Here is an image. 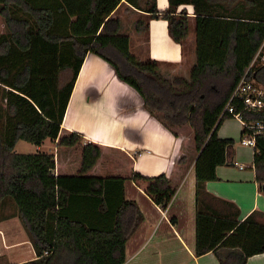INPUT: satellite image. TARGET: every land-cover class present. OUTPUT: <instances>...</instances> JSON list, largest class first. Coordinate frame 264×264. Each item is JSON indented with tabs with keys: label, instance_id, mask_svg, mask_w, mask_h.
Wrapping results in <instances>:
<instances>
[{
	"label": "trees",
	"instance_id": "1",
	"mask_svg": "<svg viewBox=\"0 0 264 264\" xmlns=\"http://www.w3.org/2000/svg\"><path fill=\"white\" fill-rule=\"evenodd\" d=\"M124 1L149 20H165L177 44L190 30L186 10L176 14L177 8L191 6L196 61L187 78H165L161 63L139 61L130 52L120 20L110 18L122 0H0V205L12 201L33 247L36 259L23 264H125L127 242L144 218L136 202L125 199L124 184L131 182L164 211L190 168L194 255L213 253L220 264H246L264 253V214L239 221L234 204L203 186L217 181L216 169L228 163L234 147L217 131L232 118L225 107L236 85L247 72L264 89V0H168L162 12L155 0ZM134 29L147 33L148 21L138 20ZM87 54L110 65L147 113L178 138L168 175L143 176L124 150L84 143L61 126ZM65 70L70 78L59 84ZM231 105L235 112L242 109L236 100ZM242 116L264 121V113ZM45 140L54 142V154L14 151L19 141L39 147ZM252 169L255 182L264 185V136L255 138Z\"/></svg>",
	"mask_w": 264,
	"mask_h": 264
},
{
	"label": "crops",
	"instance_id": "2",
	"mask_svg": "<svg viewBox=\"0 0 264 264\" xmlns=\"http://www.w3.org/2000/svg\"><path fill=\"white\" fill-rule=\"evenodd\" d=\"M155 2L159 12L169 7L168 0L166 3L163 0ZM182 9L187 11L190 24L189 34L182 44L171 40L166 21L149 20L148 14L133 8L124 0L110 18L119 19L120 26L125 22L131 23L130 27L134 31L138 20L148 21L147 33L139 36L136 48L130 49V52L135 50L131 52L133 55L147 59L141 56L140 46V39H145V44L151 46L148 58L161 63V67L182 70L183 78H187L196 61L194 15L191 6H180L177 11ZM119 10L127 17L120 14ZM0 23L4 26L2 20ZM4 31L0 29V36ZM154 40L161 41V45L154 47ZM163 44L170 52H167V58L159 59L155 54ZM66 74L71 73L69 70L63 71L59 84H64ZM131 89L117 78L110 65L95 55L87 54L70 93L61 126L80 134L84 143L93 141L124 150L134 158L135 171L143 176L168 175L179 140L147 113L141 98ZM241 130V123L232 118L220 125L217 135L221 139H238L241 138ZM51 145L55 146L54 142ZM245 148L240 146L238 150L230 151L228 163L216 169L217 181L207 182L203 186L208 194L234 204L239 210V221L253 212L264 214V192L260 191V188L264 190V185L255 182L252 166L245 171L246 168L235 161L240 159V153ZM150 149L155 151L153 156L149 154ZM14 151L17 153L16 149ZM136 159L141 160L138 162ZM151 169L158 172L147 174ZM194 188V172L190 168L165 211L166 218H163L162 210L137 187L131 182L124 184L125 199L136 202L144 218L127 242L125 264H220L213 253L200 257L194 255ZM172 216L176 217L174 225L170 222ZM24 231L17 215L0 217V262L23 264L36 259ZM246 264H264V253L250 257Z\"/></svg>",
	"mask_w": 264,
	"mask_h": 264
},
{
	"label": "rangeland",
	"instance_id": "3",
	"mask_svg": "<svg viewBox=\"0 0 264 264\" xmlns=\"http://www.w3.org/2000/svg\"><path fill=\"white\" fill-rule=\"evenodd\" d=\"M120 11V14H122V11ZM180 12V11H179ZM178 11H176V14L179 13ZM187 13V11H186ZM188 14V13H187ZM17 17H20L22 16V14L20 13H17L15 14ZM124 16L127 17V14H122ZM162 20V19H160ZM165 21V20H164ZM163 21V22H164ZM129 22V20H128ZM167 23V22H166ZM130 24L131 23H124V25H122L120 27V34L122 35H128L130 37V44H131V47L130 49H134L136 48V40H138V38H140L139 36H142V35H138L136 34V32L130 27ZM164 24V23H163ZM135 28V26H134ZM0 29L1 30H4V26L0 23ZM143 38V37H142ZM147 39V42H148V37L146 38ZM141 41V48H142V57H146L148 58L150 55H151V46H149V44L147 45V43L145 44V39H140ZM155 43H153L154 47L155 46H160L161 45V41L160 42H157L156 40H154ZM153 47V48H154ZM131 52H135V50H131ZM167 52H170L169 48L167 46H165L163 44V47L159 49V51L157 50L156 51V57H158L159 59L162 58V59H165L167 58ZM135 56V55H134ZM137 56V55H136ZM135 56V57H136ZM139 61H144L145 59L144 58H139L136 57ZM144 59V60H143ZM162 71V72H161ZM161 73H162V76H164L165 78H170L172 77L173 75H176V76H179V77H184V72L182 70H176V69H172V68H169V67H161ZM70 72V70H69ZM71 73V72H70ZM68 74V73H67ZM64 76V80L67 81L69 80L70 78V75H67ZM64 81V82H65ZM133 92H135L133 89H131ZM137 94V93H136ZM232 119V118H231ZM230 119H225L223 121V123H225L226 121H228ZM242 129V127H241ZM234 141V147H233V150H238L240 148V143H239V140H240V137L238 139H232ZM52 141H44L41 146H39V150H37L38 147H36L35 145H32V144H29L27 142H24V141H19L17 142L16 146H15V149L17 151V153H20V154H32V153H36V152H43V153H48V154H54L55 153V146L51 145ZM150 153L149 154H152L151 156H153V154L155 153L154 150L150 149L149 150ZM152 151V152H151ZM252 151L253 149L250 148V147H246L244 149V151H241L240 153V159H236L235 161L238 163V164H241L243 167H245V171H248L249 167L252 166V159H251V155H252ZM241 158H243L244 160H242ZM138 162L141 160V159H136ZM158 171L157 170H153L151 169L149 172H146L147 174H150V175H154V173H157ZM15 216L17 215V209L15 207V205L12 203V201L9 199V198H5L1 205H0V217L1 216ZM24 231V229H23ZM25 232V231H24ZM26 234V232H25ZM0 264H7V262L5 261H1Z\"/></svg>",
	"mask_w": 264,
	"mask_h": 264
},
{
	"label": "built area",
	"instance_id": "4",
	"mask_svg": "<svg viewBox=\"0 0 264 264\" xmlns=\"http://www.w3.org/2000/svg\"><path fill=\"white\" fill-rule=\"evenodd\" d=\"M240 102L242 109L235 112L232 101ZM225 111L241 123L244 134L241 136L239 143L241 146L254 148L256 136H264V121H246L243 119L244 112L264 113V89L259 88L249 80L247 72L242 76L235 89L233 90ZM146 153H149L146 151ZM139 155V154H138ZM242 169V167H240ZM171 203V202H170ZM167 205V208L170 206ZM166 208V210H167ZM166 210L162 211V217L166 218Z\"/></svg>",
	"mask_w": 264,
	"mask_h": 264
},
{
	"label": "snow or ice",
	"instance_id": "5",
	"mask_svg": "<svg viewBox=\"0 0 264 264\" xmlns=\"http://www.w3.org/2000/svg\"><path fill=\"white\" fill-rule=\"evenodd\" d=\"M164 3H166V0H163Z\"/></svg>",
	"mask_w": 264,
	"mask_h": 264
}]
</instances>
